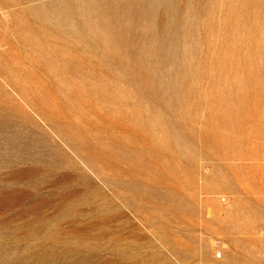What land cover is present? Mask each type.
<instances>
[{
	"label": "rangeland",
	"instance_id": "374dc122",
	"mask_svg": "<svg viewBox=\"0 0 264 264\" xmlns=\"http://www.w3.org/2000/svg\"><path fill=\"white\" fill-rule=\"evenodd\" d=\"M0 264H264V0H0Z\"/></svg>",
	"mask_w": 264,
	"mask_h": 264
}]
</instances>
